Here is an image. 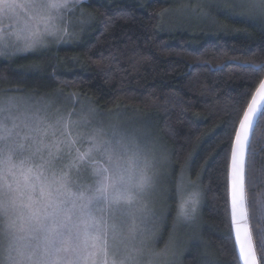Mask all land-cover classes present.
I'll use <instances>...</instances> for the list:
<instances>
[{
    "label": "trees",
    "instance_id": "trees-1",
    "mask_svg": "<svg viewBox=\"0 0 264 264\" xmlns=\"http://www.w3.org/2000/svg\"><path fill=\"white\" fill-rule=\"evenodd\" d=\"M175 7L192 11L189 2L174 0L80 4L89 24L78 40L0 61V93L58 92L102 113L150 117L172 161L166 230L183 226L176 221L178 185L186 194L197 192L200 199L197 225L190 230L181 264H239L233 259L230 150L224 140L237 101L249 93L242 115L264 76L251 67L264 63V26L232 10H211L198 27L192 21H168ZM250 141L246 209L257 259L264 264V120L258 119ZM3 242L0 225V260Z\"/></svg>",
    "mask_w": 264,
    "mask_h": 264
},
{
    "label": "snow or ice",
    "instance_id": "snow-or-ice-1",
    "mask_svg": "<svg viewBox=\"0 0 264 264\" xmlns=\"http://www.w3.org/2000/svg\"><path fill=\"white\" fill-rule=\"evenodd\" d=\"M86 2L90 0H0V15L19 17L22 27L16 39L21 46L15 51H30L46 46V38L57 35V20L63 19L65 11ZM234 7L244 10L242 15L264 21V0H235ZM6 49L7 45L0 44V56L7 54ZM251 67L254 73L264 71V63ZM248 95L243 93L237 101L235 116L226 124L224 144L230 150L231 214L239 258L243 264H258L246 224L244 180L246 154L251 152L250 132L257 117L264 120L258 105L264 100V79L259 80L241 117ZM69 128L70 124L65 123L63 135L71 137ZM33 133L47 134L15 97L0 96V165L4 168L0 225L7 239L0 264H124L116 259L124 233L134 238L137 231H150L153 215L146 206H138L142 195L153 186V163L145 155L143 137L116 128L110 132L92 129L84 140L87 149L81 153L77 148L76 152L81 163L92 165L95 180L91 186L73 191L67 173L44 175L45 168L53 166L51 159L41 157L42 162L35 168L25 167L30 164V156L25 155L31 148L29 142L36 139ZM69 144L75 145L76 141L70 140ZM42 150L37 148L38 152ZM14 160H19V165ZM17 167L23 169L22 180L15 179ZM8 176L13 177L12 181L7 180ZM181 189L182 184L178 192ZM197 206L198 193L181 195L176 221H192ZM260 247L264 251V240Z\"/></svg>",
    "mask_w": 264,
    "mask_h": 264
},
{
    "label": "rangeland",
    "instance_id": "rangeland-1",
    "mask_svg": "<svg viewBox=\"0 0 264 264\" xmlns=\"http://www.w3.org/2000/svg\"><path fill=\"white\" fill-rule=\"evenodd\" d=\"M174 1L189 2L192 11H183L182 8L176 9L175 7L171 11L168 21H192L193 26L198 27L207 22L211 10H232L244 18L264 26V21L242 15L241 12L244 10L234 7L235 0ZM88 24V20L84 18L78 5L71 11H65L62 20H57L60 31L56 36L46 38V46L39 47L36 50L17 52L15 49L20 47L21 44L17 41L16 34L22 27V21L19 17L9 18L0 15V44L7 45V54L0 56V61H11L19 55L45 52L60 45H69L78 40L85 32ZM0 96L15 97L29 114L38 119L39 127L47 132L46 135L32 134L36 139L29 142L31 148L25 155L30 156V164L25 165V167L35 168L36 165L42 162L41 157L45 160L51 159L53 166L45 168L44 175L51 177L53 171L58 175L67 173L69 186L73 191H76L78 187L91 186L95 180L92 165L81 163L76 152L77 148L81 153L87 149L88 144L84 140L92 129L104 128L110 132L113 128H116L143 137L145 155L153 163V167L150 169V174L153 176V186L142 195L138 206H146L153 214L152 220L149 222L150 231H137L134 238L131 234L125 232L116 259L117 261L123 260L124 264H181V256L187 245L190 230L197 225L198 208L192 221H180L182 227L175 225L170 231L166 230L165 202L167 200L168 208V201L173 195L172 161L167 144L159 136L154 121L150 117H127L119 113H102L87 102L75 100L73 97L69 98L58 92L47 95L14 92L0 93ZM65 123L70 124L71 137L63 135ZM70 140L76 141V144L70 145ZM43 145H49L50 148H43ZM37 148L43 150L38 152ZM49 151L52 153L51 156H49ZM97 159L99 160V157ZM14 163L19 165L20 161L14 160ZM22 171L21 167L14 169L15 179L22 180ZM3 178L4 168L3 165H0V179ZM12 179L11 176L7 177L8 181H12ZM192 192L195 191L190 193ZM190 193L186 194L184 190H181L179 202L181 195L187 197ZM199 201L198 197V204ZM98 215L100 214L98 213ZM139 223L138 219L137 224ZM192 237L195 238V234ZM3 238L4 249L7 239L4 235ZM3 249L2 259L4 256ZM109 261L111 262V256H109Z\"/></svg>",
    "mask_w": 264,
    "mask_h": 264
},
{
    "label": "water",
    "instance_id": "water-1",
    "mask_svg": "<svg viewBox=\"0 0 264 264\" xmlns=\"http://www.w3.org/2000/svg\"><path fill=\"white\" fill-rule=\"evenodd\" d=\"M262 79H264V76H263ZM258 86H259V84H258ZM254 95H255V90H254L253 94L251 95L247 105L249 103H251L252 96H254ZM247 105H246L244 110L247 109ZM258 105L260 106L261 111H263L264 110V100L258 101ZM241 117H242V115H241ZM258 119H259V117H257V121H258ZM255 126H256V124H255ZM254 129H255V127H254ZM253 132H254V130L252 132H250V140L252 138ZM246 157H247V154H246ZM244 191H245V180H244ZM227 195H228V212H229L230 229H231V234H232V238H233L234 249H235V252H236L238 263L239 264H243V260L241 258H239V241H237V239H236V226L232 223V214H231V182H230V152H229V160H228V168H227ZM244 208H245L246 213H247L246 200H244ZM246 224H247V227H248V231L250 232V226H249V222H248V217L246 219ZM252 244H253V241H252ZM253 247H254V244H253ZM258 264H259V262H258Z\"/></svg>",
    "mask_w": 264,
    "mask_h": 264
}]
</instances>
